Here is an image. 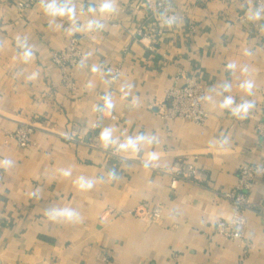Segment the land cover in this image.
Returning a JSON list of instances; mask_svg holds the SVG:
<instances>
[{
  "label": "crops",
  "instance_id": "0c3cea01",
  "mask_svg": "<svg viewBox=\"0 0 264 264\" xmlns=\"http://www.w3.org/2000/svg\"><path fill=\"white\" fill-rule=\"evenodd\" d=\"M15 1L0 0V264H264L255 210L245 253L213 231L232 214L218 192L234 187L242 162H264L256 0H169L175 18L155 14L157 0H34L22 13ZM71 37L83 52L76 90L50 59ZM186 77L207 84L204 125L156 114L166 88ZM98 92L110 93L106 116L116 115L99 122L100 148L69 142L72 123L95 121ZM31 114L40 116L33 143L7 142L4 131ZM116 143L120 156L108 152ZM178 158L205 168L208 187L170 189L155 166ZM251 199L264 201V176ZM154 201L160 218L131 212Z\"/></svg>",
  "mask_w": 264,
  "mask_h": 264
},
{
  "label": "built area",
  "instance_id": "2783aa9c",
  "mask_svg": "<svg viewBox=\"0 0 264 264\" xmlns=\"http://www.w3.org/2000/svg\"><path fill=\"white\" fill-rule=\"evenodd\" d=\"M34 0H16L14 6L20 13L32 5ZM141 3H137L135 8H139ZM258 11L264 12V0H256ZM155 14H163L168 18H175L173 5L169 0H157ZM193 29V27H191ZM260 30V29H259ZM140 41L147 44L150 36L146 31H139ZM83 52L80 48V41L76 37H71L68 44L59 50L51 52V62L61 69L62 84L70 90H76L72 71L82 61ZM120 65L115 70V75L119 76ZM207 84L205 81L186 77L182 83L175 82L165 90V101H160L157 105L156 114L166 123L174 119H182L204 125L208 119V112L205 108ZM101 99L102 108L97 111L95 121L88 126L79 123H72L66 132L65 138L69 142L84 144L91 148H100L101 136L99 133V122L103 118L116 119V115L111 113L106 116L109 108L110 93L98 92ZM40 125V116L31 114L29 118L20 121L15 129H7L3 135L6 141H14L18 148H24L33 143V134ZM259 135L264 139V122L258 125ZM108 152L112 155L120 156V143L111 146ZM156 170L166 174L169 178L168 186L175 190L180 181H188L192 184L208 187L209 177L205 168L196 166L194 163L184 161L181 158L175 159L165 166H155ZM264 176V162H242L237 171V181L233 188L225 191H217L229 200L231 204V217L218 219L213 224V231L222 238L237 241L242 249V254L248 249L246 227L248 218L246 211L255 210L261 217L264 225V201L255 203L251 199V193L259 177ZM163 204L154 201L151 208L147 203H142L134 207L131 212L138 217L150 216L160 218L163 212ZM104 261H109V255L103 256Z\"/></svg>",
  "mask_w": 264,
  "mask_h": 264
},
{
  "label": "clouds",
  "instance_id": "9594fccd",
  "mask_svg": "<svg viewBox=\"0 0 264 264\" xmlns=\"http://www.w3.org/2000/svg\"><path fill=\"white\" fill-rule=\"evenodd\" d=\"M226 103H231V101L229 100V101H227ZM245 107H247V106H245ZM102 139L107 140V133H104V134H103Z\"/></svg>",
  "mask_w": 264,
  "mask_h": 264
}]
</instances>
